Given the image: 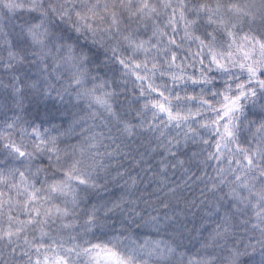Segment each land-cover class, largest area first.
Instances as JSON below:
<instances>
[{"label": "clouds", "instance_id": "9594fccd", "mask_svg": "<svg viewBox=\"0 0 264 264\" xmlns=\"http://www.w3.org/2000/svg\"><path fill=\"white\" fill-rule=\"evenodd\" d=\"M200 2L217 0H0L5 220L23 176L68 209L71 264H97V245L131 264H264V0H219L214 23ZM8 231L0 264L34 261L39 233Z\"/></svg>", "mask_w": 264, "mask_h": 264}, {"label": "snow or ice", "instance_id": "6c2138e0", "mask_svg": "<svg viewBox=\"0 0 264 264\" xmlns=\"http://www.w3.org/2000/svg\"><path fill=\"white\" fill-rule=\"evenodd\" d=\"M192 15H203L207 18L209 23L216 22V17L222 13L223 5L217 0L215 6L206 2L195 3L190 6ZM150 14V13H149ZM180 19L184 21L185 29L195 23V20L189 19L186 12V8L180 12ZM171 23L176 24L177 21L173 19ZM187 35L191 36V32H187ZM246 40L247 38H242ZM236 44L237 51L246 58H251L252 52L248 50L247 45L244 43H238L235 38L233 40ZM261 53L264 55V42L260 44ZM254 51V50H253ZM216 59L215 55L213 56ZM221 67L225 65L219 60L216 61ZM241 67H247V71L253 77L257 75V68L255 61L247 66L241 63ZM264 83V82H262ZM243 95V93L241 94ZM239 97L237 98V100ZM104 103V101H100ZM235 104V101L233 102ZM154 107H157L161 113H167L169 120H178L180 117L174 114L172 110L164 103H154ZM249 163L251 160L249 159ZM71 175V173H69ZM3 177L0 176V183L3 182ZM70 187L64 183H54L50 186V192H69ZM23 193L24 198L21 199L20 194ZM17 199L15 202L9 201V209L14 205L17 208H22L23 211L19 216L9 214L7 220L3 215V199L0 198V228L6 223L9 231L8 235H21L27 229L31 233H39L40 243H34L32 246L35 248L37 255L34 261L29 260V264H71V256H79L78 245L69 244L73 240V232L75 230L74 223L67 222L66 218L69 216L67 208H62L58 204H50L49 197L41 194L40 189L34 188V186L27 182V178L21 176L20 183L17 186ZM2 196V194H0ZM75 203V199L73 200ZM96 209L92 210L91 220H95ZM62 219L65 220L63 229L60 235H53L50 232V222L53 220ZM46 238H50L53 241V245L50 246L47 243H43ZM25 243H30L26 239ZM159 246L160 242H155ZM98 251L90 256L91 260L97 261L99 264V258L103 257L105 264H131L130 260H125L117 252L112 249H103L99 245L96 246ZM91 252V250H87ZM151 252H155L156 249H151Z\"/></svg>", "mask_w": 264, "mask_h": 264}]
</instances>
